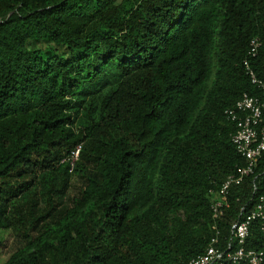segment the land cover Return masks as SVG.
I'll return each instance as SVG.
<instances>
[{
    "label": "trees",
    "instance_id": "obj_1",
    "mask_svg": "<svg viewBox=\"0 0 264 264\" xmlns=\"http://www.w3.org/2000/svg\"><path fill=\"white\" fill-rule=\"evenodd\" d=\"M244 61L264 79V0H0V264L201 254L245 162L224 110L261 95ZM263 190L264 152L220 242ZM246 244L264 248L257 221Z\"/></svg>",
    "mask_w": 264,
    "mask_h": 264
},
{
    "label": "built area",
    "instance_id": "obj_2",
    "mask_svg": "<svg viewBox=\"0 0 264 264\" xmlns=\"http://www.w3.org/2000/svg\"><path fill=\"white\" fill-rule=\"evenodd\" d=\"M259 45L258 38H253L250 41L249 54L255 55ZM244 63L251 82L261 90V95L244 92L233 105L224 110V114L234 124L231 141L245 162L228 174L216 190L215 197L210 202L214 234L206 249L190 259L187 264H262L264 262V248L248 247L246 244L253 221L258 222L264 240V190L257 194L251 210L231 224L229 238L220 242V232L217 228V221L229 207L231 189L241 185L246 177L253 174L264 152V79L257 77L247 61ZM256 190L257 183L253 179V192ZM244 209L245 204L241 207V212Z\"/></svg>",
    "mask_w": 264,
    "mask_h": 264
},
{
    "label": "rangeland",
    "instance_id": "obj_3",
    "mask_svg": "<svg viewBox=\"0 0 264 264\" xmlns=\"http://www.w3.org/2000/svg\"><path fill=\"white\" fill-rule=\"evenodd\" d=\"M7 232V231H6ZM5 234V233H4ZM0 239H5L4 236L0 235ZM8 248L4 249L3 252L0 255V263H2L3 261H5V259L7 258V253L4 251H7Z\"/></svg>",
    "mask_w": 264,
    "mask_h": 264
}]
</instances>
